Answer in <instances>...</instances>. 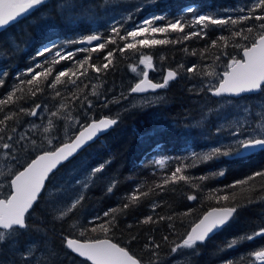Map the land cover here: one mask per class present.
Masks as SVG:
<instances>
[{
  "label": "trees",
  "instance_id": "obj_1",
  "mask_svg": "<svg viewBox=\"0 0 264 264\" xmlns=\"http://www.w3.org/2000/svg\"><path fill=\"white\" fill-rule=\"evenodd\" d=\"M250 5L251 0H167L157 3L155 10L148 14H165L169 20L179 17L186 25L185 33H188L200 30L199 26H191L192 18L195 16L207 14L220 18L238 17L244 15L238 9L241 7L247 9ZM96 6L106 13L109 10L108 1L103 0H50L29 16L0 32V72L5 73L4 83L0 85V97L9 93L17 83L15 80L17 73L32 67L38 61H44L45 57L49 58L45 67L53 69L46 79L41 77L39 83L43 88L42 91H37L33 95L34 86L24 85L22 91H17L7 106L0 108V119L6 114L15 113L12 119L6 121L5 131L0 133V136H3L0 146L5 142L14 145L24 161V165L16 170L18 172L41 153L22 152L23 146L20 148V144L16 141L17 136L26 128L32 117L19 111L21 108L31 110L34 105L39 104L42 112H56L58 116L69 114L75 119L88 123L89 118L97 120L106 115L110 117V106H104L108 105L107 96L98 99L97 93L93 94L94 85L100 83L106 88L113 82H118L121 77L117 76H122L130 67L139 64L141 55H151L154 64L160 66L164 72L177 70L178 80L172 83L171 87L169 85L166 92L169 105L159 106L158 121H155V116L151 114L149 108L127 112L117 117L118 123L114 129L81 154L82 156L86 154V157L91 155L97 157L92 162L88 159V163L92 165L87 163L88 167L91 166L86 170L100 165L104 167L100 172L103 181L84 193L80 205L69 215L55 220L43 210L41 196L26 221L29 228L34 227L38 231L41 229L40 233L45 232L50 239L48 255L52 253L59 258L64 256L67 252L63 248L65 238L80 241L107 238L128 250L140 261V264H169L172 259L171 249L182 243L191 227L208 210L224 205V202L218 204L215 199H209V193L213 189L224 188L264 169V152H261L244 159L221 158L186 168L184 174L191 176L206 175L221 168L225 170L223 177L207 179L201 183L199 189L184 181L164 183L177 166L182 163L192 165V158L187 152L188 147L200 150L210 145L206 141L209 135L206 127L202 132L192 126L194 111L190 88L197 84L204 85L211 80L212 75L208 73L220 72L226 67L230 57L241 58L240 47L234 45L248 44L254 38L255 30L248 41L233 36V31L250 25L258 26L264 22L247 20L235 26H209L206 35L193 36L188 40L183 39L184 33H169V38H175L180 42L149 49L138 46L136 51L128 50L124 53L118 50V46L122 47L127 41L117 38L115 45L106 44L103 51L90 54L77 52L75 57L76 60H80L90 55L89 63L99 66L106 62L103 60L105 54L109 50L116 49L112 58L113 63L108 69L96 73L86 65L85 75H80V71L83 70H78V78L71 77L70 74L69 77L62 78V82L54 89L50 88L48 85L54 82V77L60 70L74 65L70 60L61 61L59 64L52 63V53L37 56L38 50L53 41L64 44L91 34L89 14H92L90 10L94 12ZM187 8L194 10L181 15ZM260 12H264V9ZM98 21L97 32L109 34L112 26L108 28L101 24L102 20ZM114 25L124 26V23L120 21ZM121 30L123 31L124 28ZM220 36L227 39L219 40ZM212 41L217 42L216 47L211 46ZM78 45L79 43L67 44L65 51L79 49ZM193 52L196 54L193 55ZM217 56L220 57L219 60ZM180 65L184 67L181 68ZM193 65L197 66L199 75L186 71ZM39 71L40 69H36V72ZM27 78L21 77V79ZM71 80H76V83L72 84ZM57 92L60 95H57ZM88 101L92 103L91 109L87 107ZM86 111L87 116L84 115ZM0 127L5 126L0 125ZM8 135L13 137L12 141L7 140ZM62 143L63 141H59L54 147ZM159 160L165 162L163 167H158ZM196 182L198 181H193ZM111 184H114V187L109 192L108 188ZM8 190L9 188L6 193ZM131 194L139 195L140 199L129 203L127 197ZM226 194L230 196L228 203L237 205L234 218L215 237L203 244H197L195 254L190 256V260L185 264H229V262L248 264L249 260L254 259L248 254L264 247V238L258 237L251 241L245 239L248 234L264 228V179L258 177L248 185L227 189ZM188 195H196L197 200H188ZM125 203H129V206L123 209ZM153 205H155L154 210ZM111 209H117V212L114 226L110 227L109 232L105 235L99 228L95 233L91 232L90 229L94 225L89 224V221L96 216L102 217L101 220L96 221L97 225L109 220L111 217H104L103 214ZM30 216L36 217V220H32ZM149 216L152 217L153 222L143 223L142 221ZM160 217L164 219L161 220ZM82 231L84 235H80ZM165 236L168 237L167 240L164 239ZM233 239L237 243L229 248L228 245ZM154 245L159 247L156 248Z\"/></svg>",
  "mask_w": 264,
  "mask_h": 264
},
{
  "label": "snow or ice",
  "instance_id": "obj_2",
  "mask_svg": "<svg viewBox=\"0 0 264 264\" xmlns=\"http://www.w3.org/2000/svg\"><path fill=\"white\" fill-rule=\"evenodd\" d=\"M46 0H0V29L8 26L11 22H15L18 18H22L24 14L28 13L30 10L35 9L37 6L42 5ZM264 9V0H253V3L245 9L241 7L238 9L239 12L244 13V15L238 17H213L207 14H200L192 18V27L199 26V31H193L185 33V23L179 17L173 20L165 14H156L151 16H146L139 23L135 24L134 27L127 29L125 34L121 35V27L113 25L111 27V32L114 36L108 37L105 40H101V35L97 33L88 34L79 37L75 40L67 41L61 44L59 41H53L37 52V56H45V53H52L51 62L59 64L61 61H72L73 66L67 69H62L54 77V82L48 85L50 88H55L57 84L62 82V78L77 77L78 70L80 75L86 74L85 66L92 68L96 73H100L102 70L109 68V65L113 63L112 58L115 55L116 49L109 50L103 60L106 62L102 65H95L89 63L91 56L82 57L80 60H76L75 57L77 52L84 53H95L98 51H103L106 44L117 43V38L122 41H127L122 47L118 46V50L121 53L127 52L128 50L136 51L138 46L141 48H152L154 46L167 45L170 43H179V40L175 38H169V33H184L183 39L188 40L193 36L206 35V29L209 26H235L238 23H242L247 20H255L264 22V12H260ZM194 9L187 8L181 13H190ZM260 12V14H254ZM130 18V17H129ZM123 19V18H122ZM166 21L165 24H157V21ZM255 36L246 45L235 44L234 47H240L242 51V57L237 59L235 56L230 57L226 68L221 73H208V75L215 76L216 79L213 82L209 80L205 83L204 87L212 93V95L220 97L223 95L228 96H240L242 93H250L255 91H264V23H260L258 26L250 25L245 28H241L233 31V36H239L243 40L248 41L250 36L254 33ZM157 34H161L163 38H156ZM138 37H145L144 39H138ZM224 36H220L219 40H226ZM94 41H101L99 44L92 47H83L79 49H73L72 51H65L67 44L79 43L86 45H93ZM212 47L217 46L216 41H212ZM193 55L196 53L193 52ZM226 54V53H225ZM217 56V60H219ZM48 57H45L44 61H38L32 67L22 70L16 74L15 83L9 93H6L4 97H0V108L7 106L9 102L12 101L13 96L16 95L17 91H22L24 85L34 86L32 94L35 95L37 91H42L43 88L39 83L41 77L45 79L52 73V67H45L48 63ZM139 64L144 66V70L141 73V79L134 84L129 89V94H143L149 91L155 92L158 89L167 88L169 83L175 80L178 76L177 70H167L166 75L162 78L160 82H153L149 79V70L155 71L156 68L153 64V58L151 55H141L139 59ZM183 68V65H180ZM36 69H40L36 72ZM133 71H136L133 68ZM188 73H196L197 66L193 65L186 69ZM35 73V74H33ZM5 73L0 72V85L4 83ZM28 77L27 79H21V77ZM72 84L76 83V80L70 81ZM60 95L59 92L56 93ZM95 95L96 93L93 92ZM124 97V94L121 93ZM126 98V97H124ZM118 102V100H117ZM83 105H81L82 107ZM107 107V104L104 105ZM87 107L92 108L91 101H88ZM40 105L36 104L31 110L21 108L19 111L25 112L33 117L37 116L36 109H39ZM13 113L12 115H14ZM12 115L6 114L2 119H0V125L5 127H0V133L5 131L7 127L6 121L12 119ZM56 112H52L51 116H56ZM84 115H88L87 111ZM118 123V119L115 117L105 116L98 120L89 118V122L81 124V130L78 135H76L71 142H64L61 146L51 148L50 150L38 153L35 159H32L22 171H18L14 178L11 179L9 187L10 191L6 195H0V242L4 238V233L13 232L14 228L26 229L28 225L26 224V214L29 210L33 208L34 203L40 196L41 190L45 187V181L49 178V173L53 171L62 161L67 160L70 156L76 153L80 148H82L87 142L93 140L101 132L107 131L109 128L115 126ZM49 127H51L52 121H48ZM225 125H220L217 132H220ZM15 131V129H13ZM45 132L48 131L46 127ZM246 133V134H245ZM230 139H220L215 144H210L206 149L196 150L192 147L187 148L188 154L192 158V165L181 164L175 168L164 183L167 184L177 183L179 181H184L190 183L192 187L199 189L203 181L210 178H219L225 175V170L223 168L218 169L214 172H210L206 175L191 176L184 174L186 168L190 166H196L198 164L207 163L214 160H219L221 158L229 159H244L250 155H256L257 153L264 152V127L257 124L254 128L249 127L247 129L243 128V125L239 127H234V130L229 133ZM26 137L21 136L19 139L23 140ZM3 136H0V140ZM8 141H12L13 137L11 135L7 136ZM30 144L35 145V140H30ZM49 144L51 141L49 140ZM3 149H13L10 154L11 159H15L14 145L11 143H3ZM159 147V146H157ZM164 161L160 160L159 164H163ZM104 165H100L92 170V172L85 178L83 182L77 181V183H82L83 187L80 192L75 195V197L61 210L60 218L69 215L74 209L80 205L84 198V191L87 189L91 183L92 177L95 173L101 172ZM264 179V169L258 170L244 179L233 182L231 185H227L224 188L213 189L209 193V199H215L216 203L224 202V205L219 208H212L206 214L202 216L196 222L186 235V238L182 240V243L177 244L171 249L173 253L177 251L178 248L194 249L198 243H203L210 234H214L221 230L225 225L229 223L237 212V205L229 204L230 196L226 194L227 189H235L238 185H248L250 181L256 180V178ZM193 181H198L193 183ZM114 184L109 185L108 191L110 192ZM160 187V185H157ZM139 191V189H137ZM146 194V193H145ZM129 203L136 202L140 199L139 195L131 194L127 197ZM187 199L190 201H196V195H188ZM129 203L123 205V209L129 206ZM155 205H153V210ZM191 211V210H190ZM117 209H111L106 211L103 216L111 217L109 220L103 223L96 224V221L101 220L102 217H93L89 224L94 225L91 227V232L95 233L98 228L100 231L104 232L105 235L109 232L110 227L114 226L115 213ZM161 220L164 217H160ZM171 219V217H169ZM143 223H150L152 217H147ZM87 229H85L86 231ZM14 234V233H13ZM84 235V231L80 233ZM264 238V228H260L251 234H248L245 239L251 241L255 238ZM165 240L168 239L167 236L164 237ZM237 241L233 239L228 247H234ZM66 246L70 248L73 252L77 253L79 256L86 258V260L91 261V264H140V261L136 259L133 255L129 253L123 247L118 244L113 243L110 239H95V240H85L81 242L77 239L66 238ZM158 248L159 245H154ZM254 259L249 260L248 264H264V247L259 250L249 253ZM230 264V262H229Z\"/></svg>",
  "mask_w": 264,
  "mask_h": 264
},
{
  "label": "rangeland",
  "instance_id": "obj_3",
  "mask_svg": "<svg viewBox=\"0 0 264 264\" xmlns=\"http://www.w3.org/2000/svg\"><path fill=\"white\" fill-rule=\"evenodd\" d=\"M103 1H108L109 10L107 13L100 10L97 6L94 7V12L93 10H90L92 14H89V22L92 34L97 33L99 30L98 20H102L101 24H104L108 28L123 21L124 26H122L121 29L124 28L126 31L127 29L134 27L135 24L139 23L146 16L154 15L148 13L155 10L157 2L163 3L167 0ZM252 3L253 0H251V4ZM238 4L240 3L238 2ZM160 23L165 24L166 21H159L157 24ZM124 30H121V35L125 34ZM100 35L105 38L114 36L111 31L109 34ZM161 36V34H157L156 38H161ZM144 38L145 37H138V39ZM154 66L156 70H149V79L153 82H160L165 76V72L160 66L156 64H154ZM133 68H135L136 71H133ZM225 68L226 67L220 72L215 73H221ZM143 70L144 66H139V64H137L130 67V69L127 70V72H124L122 76L118 75L117 77H121L120 80L118 82H113L110 87L107 86L106 88H103L100 83L94 85L93 90L97 93L98 99L107 96L106 100L108 101L107 107L110 106V117L117 118L130 111L149 108L151 114L155 116V121L159 120V106L162 105V107H165L166 105H169V99L166 95L168 87L159 89L157 93L146 96H134L129 94V89L141 79V73ZM215 79L216 77L212 76L211 80L213 82ZM176 80H178V76L175 81ZM172 83H169L170 87ZM204 85L197 84L190 89L193 96L191 104L193 105L194 111L192 126L193 128H198L202 132L206 127L209 134H207V142L215 144L222 138H232L229 136V133L234 130V127H239L240 125H243L244 129H247L250 126L254 128L257 124L264 127V91L251 98L243 96L241 97L243 99L239 98L237 100L230 98H219L214 100L210 96V91H208ZM121 93H123L126 98L122 97ZM36 111L37 116H32L29 124L17 136L16 141L20 144V148L23 146L22 152L34 153L44 152L45 150L47 151V149L53 148L57 142L59 143V141L71 140L77 131L81 129V124L86 123L79 119H75L69 114L51 116V113L42 112L40 108L36 109ZM49 120L52 121L51 127H49L48 124ZM222 124L225 125V127L220 132H217V129ZM46 127L48 128L47 132L44 131ZM211 127H213L212 130ZM21 136L26 138L20 140L19 138ZM30 140H35V145L30 144ZM49 140L51 141V144H49ZM12 152V148L3 149V147L0 146V195L6 193V190L9 188V182L14 176L13 174L19 167L24 165L23 159L15 148V159L10 158ZM96 158L95 155H91L90 157H85L83 155L75 162H71L66 167L59 170L49 181L46 187L47 190L45 189L43 194L41 205H44L42 206L43 210L47 211L55 220H59L61 210L83 187L82 183H77V181L83 182L92 172L93 169L86 170V168H89L92 165L91 163L88 167V159L92 162ZM159 161L157 163L158 167H163L165 162L161 165L159 164ZM102 177V175L100 176V172L95 173L91 179V183L84 193H86L91 187L95 186V184L97 185V183L102 182ZM83 215L84 212L82 213V216ZM30 218L36 220V217L30 216ZM36 229L37 228L34 227H27L25 231L20 233L14 230L11 233H4V238L2 242H0V264H85L80 260H66L67 257L65 255L60 258L52 253L48 255V243L50 239L47 238L45 232H42V234L40 233L41 229L39 231ZM194 254L195 248H178L175 253H171L172 259L169 264H185L190 260V256Z\"/></svg>",
  "mask_w": 264,
  "mask_h": 264
},
{
  "label": "water",
  "instance_id": "obj_4",
  "mask_svg": "<svg viewBox=\"0 0 264 264\" xmlns=\"http://www.w3.org/2000/svg\"><path fill=\"white\" fill-rule=\"evenodd\" d=\"M49 1H50V0H46V2H45L44 4H46V3L49 2ZM42 5H43V4H42ZM42 5H39V6H37L35 9L30 10L28 13L24 14L22 18H18L17 21H15V22H11L8 26H5L3 29H0V32L4 31L5 29H7V28H9L10 26L14 25V24H15L16 22H18L19 20H21V19L25 18L26 16L30 15L33 11H35L37 8H39V7L42 6ZM101 40H102V37H101ZM100 42H101V41H94V42H93V45H86V44H79V45H80L81 47H92V46H94V45L99 44ZM241 57H242V53H241ZM166 72H167V71H166ZM166 72H165V75H166ZM173 81H175V80H173ZM173 81H171L170 83H172ZM158 91H159V89L156 90L155 92H153V91H149V92H146V93H143V94H135V93H132L131 95H134V96H146V95H149V94L157 93ZM260 93H261V91H255V92H250V93H242L240 96H228V95H223V96L217 97V96L212 95V93L210 92V96H211V98L214 99V100L219 99V98H230V99H235V100H237V99H239V98H241V97H243V96L252 97V96L259 95ZM114 127H115V126L109 128L107 131H104V132L99 133V134L97 135V137H95L93 140L87 142L82 148H80L76 153H74L72 156H70L67 160L62 161L59 165H57V167H56L55 169H53V171H52L51 173H49V178L45 181V187H44V189L41 190L40 196L37 198V201L34 203L33 207L36 205V203L38 202L39 198H40L41 195L43 194V191L45 190V188H46V186H47V183L49 182V179H50V177H51L53 174H55V173H56V172H57L62 166H64V165L70 163V162H71L73 159H75V158H76V157H77V156H78L83 150H85V149L88 148L89 146L93 145L96 141H98V140L101 139L103 136H105L108 132H110ZM76 135H78V133H77ZM76 135H75V136H76ZM70 142H71V141H70ZM34 159H35V158H34ZM13 178H14V177H13ZM13 178H12V179H13ZM32 209H33V208H32ZM32 209L29 210V213L32 211ZM210 210H211V209H210ZM210 210H208V211H210ZM208 211H207V212H208ZM207 212H206V213H207ZM29 213H28V214H29ZM206 213H205V214H206ZM28 214H26V218H27V215H28ZM234 215H235V214H234ZM26 218H25V219H26ZM201 218H202V217H201ZM233 218H234V217H233ZM231 221H232V220H231ZM231 221H229V223H230ZM229 223H228V224H229ZM228 224H227V225H228ZM227 225H225L222 229H224ZM14 229L19 230V231H24V230H25V229H19V228H14ZM222 229H221V230H222ZM221 230H219L218 232H216V233H214V234H210L209 237H208L203 243L209 241L212 237H214V236H215L217 233H219ZM0 231H3V230H0ZM81 242H84V241H81ZM203 243H198V244H203ZM65 246H66V239H65ZM66 249L69 251V253H71L74 257L78 258L79 260L85 261L87 264H91V261H88V260H86V258L79 256L77 253L73 252V251H72L70 248H68L67 246H66Z\"/></svg>",
  "mask_w": 264,
  "mask_h": 264
},
{
  "label": "flooded vegetation",
  "instance_id": "obj_5",
  "mask_svg": "<svg viewBox=\"0 0 264 264\" xmlns=\"http://www.w3.org/2000/svg\"><path fill=\"white\" fill-rule=\"evenodd\" d=\"M139 66H141V64H139ZM82 156V155H81ZM86 157V156H85ZM88 164H91V163H88ZM23 170V168L21 169V170H19V171H22ZM16 174V173H15ZM14 177V176H13ZM12 177V178H13ZM11 178V179H12ZM11 181V180H10ZM10 184V183H9ZM10 191V187H9V190H8V192ZM7 193H5V195H6ZM14 231H16V232H18V233H20V232H23V231H18V230H16V229H13ZM25 231V230H24ZM66 239V238H65ZM65 239H64V249L67 251L66 253H65V256L67 257V259L66 260H73V261H77V260H79L78 258H76V257H74L71 253H69V251L66 249V246H65ZM65 261V260H64ZM81 261V260H80ZM82 262H84L85 264H87L85 261H82Z\"/></svg>",
  "mask_w": 264,
  "mask_h": 264
},
{
  "label": "bare ground",
  "instance_id": "obj_6",
  "mask_svg": "<svg viewBox=\"0 0 264 264\" xmlns=\"http://www.w3.org/2000/svg\"><path fill=\"white\" fill-rule=\"evenodd\" d=\"M159 2H160V1H159ZM157 3H158V2H157ZM170 4H171V3H170ZM139 12H140V11H139ZM139 12H138V13H139ZM134 15H135V14H134ZM132 18H133V17H132ZM124 31H125V30H124ZM76 38H77V37H76ZM166 71H167V70H166ZM166 71H165V72H166ZM260 94H261V93H260ZM263 94H264V93H263ZM244 97H245V96H244ZM227 99H228V98H227ZM241 99H243V98H241ZM224 100H225V99H224ZM234 100H235V99H234ZM54 111H55V110H54ZM106 116H107V115H106ZM90 117H91V116H90ZM97 120H98V119H97ZM116 125H117V124H116ZM116 125H115V127H116ZM115 127H114V128H115ZM114 128H113V129H114ZM80 130H81V129H80ZM80 130H79V131H80ZM78 133H79V132H78ZM213 139H214V138H213ZM206 141H208V140H206ZM208 143H209V142H208ZM84 152H85V151H84ZM84 152H83V153H84ZM46 190H47V189H46ZM28 217H29V216H28ZM214 237H215V236H214ZM211 239H212V238H211ZM171 258H172V257H171ZM82 263H83V262H82Z\"/></svg>",
  "mask_w": 264,
  "mask_h": 264
}]
</instances>
